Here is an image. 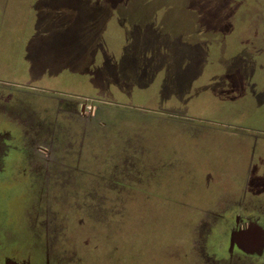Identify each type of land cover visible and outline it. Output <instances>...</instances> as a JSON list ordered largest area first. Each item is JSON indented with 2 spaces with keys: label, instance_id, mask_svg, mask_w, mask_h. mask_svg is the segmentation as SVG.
I'll return each instance as SVG.
<instances>
[{
  "label": "rangeland",
  "instance_id": "374dc122",
  "mask_svg": "<svg viewBox=\"0 0 264 264\" xmlns=\"http://www.w3.org/2000/svg\"><path fill=\"white\" fill-rule=\"evenodd\" d=\"M34 1L0 16V264H264L226 259L243 210L264 231V196L222 195L233 164L264 174V0ZM77 17L103 33L93 83L63 42L22 46Z\"/></svg>",
  "mask_w": 264,
  "mask_h": 264
},
{
  "label": "crops",
  "instance_id": "0c3cea01",
  "mask_svg": "<svg viewBox=\"0 0 264 264\" xmlns=\"http://www.w3.org/2000/svg\"><path fill=\"white\" fill-rule=\"evenodd\" d=\"M36 1L37 0L34 1V4L31 7L35 12H37L35 10ZM53 1H55V0H53ZM84 1H87L90 3L92 1L93 5L98 6L99 11L101 10V8L99 7V3L101 0L100 1L99 0H84ZM103 1H105V0H103ZM107 1H109V0H107ZM7 2H8V0H0V16L1 17L5 16L4 14L7 13L6 12V8H8ZM29 4H31V3H29ZM71 8L74 10L73 6H71ZM101 11H100V13H101ZM82 12H83V10H82ZM88 14L91 15V12H88ZM101 15H103V13H101ZM81 20H82V17H77L76 24L81 25ZM105 22H106V19L101 18L100 14H99V16L94 17V19L92 21V27L94 28V25H95L98 27L96 30L99 29V30L103 31V28L104 29L106 28ZM59 23L61 25H63L61 18L59 19ZM72 24H73V22H72ZM142 25H145V24H142ZM81 26H82V28L74 29L72 31V33H69V28H68L66 33H59L60 35H57V34H55V32H54L55 30L53 27H51L50 30H47V29L42 30V29H39L38 27H36V25H32V29H30L28 35L26 36V39L23 41L24 43L22 46L24 47V53H25V55L32 56L33 58H35V57L39 58L41 56V53L43 54V50H45L48 47H52L56 43L63 42L68 47V52L66 54H73L75 51L76 53L79 52V53L83 54L84 57H86L87 61H83L82 63H79V64L86 66L87 70H82L79 73H82V75H84V74L87 75L88 78L86 80L89 82V79L91 81V79L93 78V77H90L91 74L89 71V64H90V60H91L90 54L95 55L96 58L94 57L93 62H97V63H99L98 61H99L100 57H102L104 55L101 52L102 51V49H101L102 37L101 36L103 33L101 31H99L97 33L96 32L91 33V30H89L90 34H88V36L86 38H84V37L79 36V34L87 32L86 30H84L85 29V22L84 21L82 22ZM185 26L186 25H184V28L186 29ZM2 28H4V23H3V19L0 18V32L3 31ZM56 33H58V32H56ZM65 34L67 36L63 37V35H65ZM143 35H145V34L143 33ZM135 38H136V36H135ZM132 40H133V38H132ZM134 40H133V42L131 41V44H135ZM204 43L206 44L207 41H205ZM204 43H199V44H204ZM239 43H243V41L240 40L238 42V44ZM213 44H215L214 41H213V43H211L210 46H212ZM80 46H82V47H80ZM166 47H171V46L165 45L164 43H161L160 45L157 46V48H164V49H166ZM144 49L145 50H151L152 48H144ZM177 50L180 52L185 51L182 49V47H179ZM196 51L197 50H193V52H196ZM145 52H149V51H145ZM68 64H69V62L68 61L65 62V60H64L63 65H61L60 67H57V66L55 67L57 69V72L62 73V74L64 72L65 73L64 75H66L67 78H68V75H67L68 73H66L67 70L65 71V69H69ZM200 65H198V66H200ZM101 67H102V70H109L111 72V74H114L112 71V67L107 66L106 63L105 64L102 63ZM85 72H87L88 74H86ZM61 79H63V76L61 77ZM151 82H153V81H151ZM91 83H93V81H91ZM86 97H89V96H86ZM3 149H4L3 147H0V158L4 154ZM254 160H255V157L252 156V158H249V159L247 158L239 164H233L235 166V168L232 170L230 168V170L228 172L229 175H228L227 179H222V180H227L230 184H233V186L232 187L227 186V189H225V191L223 192L222 195H230L233 197L234 196L235 197L245 196L248 198L251 197L250 199L252 201H254L255 199L259 200L258 198H260L261 196L262 197L264 196V195H260V194L256 195L251 190L253 187L252 182L254 181V178H260V177L264 176L262 171H261V173H259V171H257V173L256 172L253 173ZM229 166H231V165H229ZM232 177H234V179H232ZM237 180H239V181L234 182ZM235 183L237 185H235ZM224 188H226V187L224 186Z\"/></svg>",
  "mask_w": 264,
  "mask_h": 264
},
{
  "label": "flooded vegetation",
  "instance_id": "af4514ba",
  "mask_svg": "<svg viewBox=\"0 0 264 264\" xmlns=\"http://www.w3.org/2000/svg\"><path fill=\"white\" fill-rule=\"evenodd\" d=\"M253 184V187H252V191L256 194V195H264V181H256V183L254 184V181L252 182ZM242 215L238 216L236 219H235V226L231 232V237L229 239V241L231 242V245H230V251L228 249V257H226V259L230 260V262L234 259V256L236 255H248V256H260L262 255L261 252H263V249H264V242L262 244V247H261V250L258 251V252H255V253H249V252H246V251H243V249H241V247L239 245H237L235 242L232 241V234L235 232V231H238V230H241V229H247L250 225H257V222H255L253 219H252V216L250 215L251 213L250 212H247L246 210H243ZM259 228H261L260 226H258ZM262 229V228H261ZM263 230V229H262ZM230 255V256H229Z\"/></svg>",
  "mask_w": 264,
  "mask_h": 264
},
{
  "label": "water",
  "instance_id": "95a60500",
  "mask_svg": "<svg viewBox=\"0 0 264 264\" xmlns=\"http://www.w3.org/2000/svg\"><path fill=\"white\" fill-rule=\"evenodd\" d=\"M232 241L249 253H255L261 250L264 242V231L257 225H250L247 229L235 231L232 234ZM5 264H18L13 261H7Z\"/></svg>",
  "mask_w": 264,
  "mask_h": 264
}]
</instances>
